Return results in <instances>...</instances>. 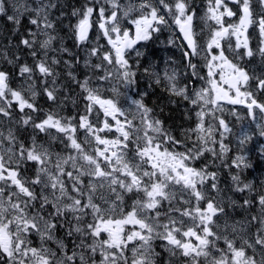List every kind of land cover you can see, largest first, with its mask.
<instances>
[{
    "label": "snow or ice",
    "instance_id": "obj_1",
    "mask_svg": "<svg viewBox=\"0 0 264 264\" xmlns=\"http://www.w3.org/2000/svg\"><path fill=\"white\" fill-rule=\"evenodd\" d=\"M99 3V0H96ZM113 9L109 15H105L106 8L101 5L98 9L85 5L82 10L74 9L72 15L80 19L74 28V36L77 46L88 42L89 30L92 27L91 17L94 11H98V26L104 37L111 46L112 52H100L99 47H92L88 52V59L84 60L85 68L102 70L103 64H93L91 57H97L103 62L112 66L111 70H104L102 76H96L97 80H108L115 76L126 90L134 88L138 84V72L141 68L140 60L145 56L136 45L142 41H149L153 33H159L161 26H168V20L161 13V7L170 15L175 25L178 26L183 43L179 45L183 57L187 60L186 68L191 72L185 75L204 79L198 75L197 65L192 62L193 56H199L200 45L197 41L198 33L195 30L194 20L195 9L189 4V0H175L168 3V0H159L158 5L153 0H140L139 4L131 2L122 6L119 0H107ZM232 3L240 5L241 15L238 23L225 24L224 17L236 16L226 0H209L205 21L211 20L216 27L206 43L208 55L204 57L208 68V77H214V69H219L220 82L228 85V89L220 86V82L210 79L211 91L215 92V98H209V89L200 91L190 90L187 83L181 86L178 79V72L173 69L171 72L165 70L163 79L153 68L144 67L145 75L154 77L156 85H162L165 91L171 96L179 97L197 105L203 101V105L211 104L214 111H223L218 106V101L224 100L229 104H245L251 114L253 106L264 112V104H260L253 97L251 91H241V87L247 85L252 79L248 72L242 67L233 63L225 54L222 41L228 40V50L234 51L245 49V55L253 56V50L249 46L247 35L249 26L256 24L261 37V45H264V0H257L260 11L257 13L252 7V0H232ZM12 11L9 13L7 0H0V17H4L11 28L5 26L0 31H6L8 37H0L6 40V47L14 45L15 51L12 57L8 52L0 53V57L10 65H15L21 60L24 50L28 51L34 59V67L27 63L19 64V75L24 78L25 84L19 89L10 86V73L0 69V117L12 120L13 106L19 112L24 113L19 123L23 128L31 126L40 133H45L53 140L56 139L49 131L54 129L56 133L62 134L61 142L66 149L74 151L75 155L69 153L62 156L60 153H53L50 146L36 142L35 136L32 143L26 146L18 141L16 134L9 129L7 135L0 131V264H128L126 252L129 244H133L131 264H181L180 257L187 258L183 264H201L198 258L203 257L205 264H264V254L257 261L254 256L246 255V248L256 251V245L264 253V195H260L255 202L259 206L260 215L252 216L248 224L258 223L259 229L254 242L248 239L243 240L239 247L235 244V237L229 239L228 235L221 233L219 224L213 218L227 216V208L223 198L217 200L215 197L207 198L203 187L209 181V187L219 193L217 185V173L210 172L207 166L197 168L195 161L200 159L206 152L211 153L214 159L223 160L228 152V147L223 143L225 133H230L231 128L224 119L213 114V119L219 120L220 140L216 139L218 131L215 125L209 123L205 127L204 117L206 114L204 106L196 112L197 124L194 129L186 130V140H192L187 133H196L191 148L185 146L184 140H179L164 127L163 120L152 115L153 109L148 107L143 96L141 99H132L131 104L135 107V114L128 119L127 110L122 108L118 101L111 98H102L99 88L90 86L91 76H85L83 81L77 80L72 71V60H61L58 57H51L49 63V52L74 54L62 44L59 48L53 47L57 40V22L59 17L53 18L52 10L58 7L53 0H35L34 5H29L27 0L22 3H13ZM133 11H139L138 17L132 16ZM123 13V18L134 26V34L130 30L122 28L118 13ZM62 15V13H61ZM258 15L259 19H255ZM27 18L28 24L34 26L21 31L22 21ZM110 25V27H109ZM19 37L18 41L15 39ZM43 37V39H41ZM235 38V48L231 39ZM169 44H175L169 40ZM213 49L219 50L218 53ZM38 50L42 51L43 58L37 59ZM114 52V55H113ZM133 53L135 60H133ZM259 54L264 56V46L259 48ZM210 57V59H209ZM75 63L79 58L75 57ZM219 62V63H217ZM63 63L68 69L67 75L81 89L84 99L88 101L85 114L79 116L78 123L73 124L76 116L63 117L56 113H49L45 118L36 120L25 109L37 112L34 101L40 93L36 90L35 71L41 77L44 84L43 93L49 101L56 102L58 87L56 72L53 65ZM51 77V81L48 78ZM49 83L51 86H49ZM71 92V84L66 85ZM257 87L264 90V77L257 78ZM235 90V96L230 91ZM113 91L117 90L113 88ZM25 92L28 95H25ZM243 97V99H241ZM173 103H175L173 101ZM96 106L103 111L104 117H111L115 123V131L119 133L116 139H107L99 135L105 130H113V125L105 119L103 127H98L89 120ZM163 111V109H161ZM139 115L140 126L133 124V120ZM118 117H124L121 121ZM85 133V143L91 144L88 137L95 140L96 145H104L93 149L95 155L85 150L83 144L77 138V131ZM264 136V130L260 132ZM133 142L143 141L141 146L137 143L135 156L139 161L128 158L127 149L130 138ZM252 137L244 133L239 140L240 145L250 141ZM8 146H4V141ZM219 143L220 151L209 147V144ZM185 146L184 152L170 151L165 145ZM264 156V152L261 153ZM53 156L55 159L53 160ZM86 162V167L78 161ZM103 161V165L101 163ZM35 165L34 176H27V166ZM72 170H66L69 165ZM149 165L151 171L143 165ZM236 168H247L251 165L243 156H237L232 161ZM55 169V171H53ZM130 178L129 180L120 177ZM65 177L67 179H65ZM88 180L85 182L84 178ZM147 177V181L144 178ZM233 189L239 193H251L254 191L251 183L241 181L239 174H232ZM70 182V188H69ZM179 185L180 189L174 187ZM107 188L109 193L114 194L115 199L109 200L101 191ZM123 190V191H121ZM184 190L187 195L195 198V204L191 199L184 197ZM177 191L181 192L180 202L191 207L180 208L172 202L177 198ZM143 193L144 199H135L132 210L125 213L122 208L123 193ZM100 199L108 207H102L96 203ZM206 201V207H200V201ZM164 201H167L169 208L162 210ZM119 202V203H117ZM254 201L244 199L240 205L242 208H250ZM229 204L236 206V201L230 200ZM119 209L120 215L117 218L115 213ZM178 212L180 217H187L192 224L185 225L183 219L170 215ZM91 215L92 219L87 218ZM161 216H166V222H159ZM131 225L126 230V226ZM244 232V226L238 221L232 226V231ZM225 229L228 225L225 222ZM64 230L63 238L57 237V232ZM101 233H106L107 238H102ZM179 234V235H178ZM39 237L40 246H32L30 236ZM89 238H91L89 242ZM211 238V239H210ZM162 240L163 251L159 252L153 244L154 240ZM193 239L196 243H193ZM223 240L226 249L217 247V241ZM48 241L56 245L53 249L47 246ZM71 245V247L69 246ZM214 253H219L215 255ZM166 254V255H165ZM99 256V260H97Z\"/></svg>",
    "mask_w": 264,
    "mask_h": 264
},
{
    "label": "rangeland",
    "instance_id": "obj_2",
    "mask_svg": "<svg viewBox=\"0 0 264 264\" xmlns=\"http://www.w3.org/2000/svg\"><path fill=\"white\" fill-rule=\"evenodd\" d=\"M67 1V0H66ZM105 5H108L109 7V11L111 12L113 9L111 8V5L107 2V0H103ZM257 1V0H255ZM23 0H9V3L10 5L12 6L13 3H22ZM28 4L29 5H34L35 3V0H27ZM132 3V4H136L138 5L140 0H119V3L122 5V6H126L128 5L129 3ZM190 2V0H189ZM201 3H205L206 7L208 8L209 7V2H205L203 0H200ZM153 3L156 4V2H154L153 0ZM55 10V9H54ZM11 11H12V7H11ZM203 13H205L204 10H202ZM207 12V11H206ZM98 13V11H97ZM161 13L165 14L164 10L161 8ZM106 15V13H105ZM132 16H136L138 17L140 15L139 11H133L131 13ZM99 16V14H98ZM118 17L120 18V25L122 27V22L126 21L127 19L123 18V13L120 12L118 13ZM205 15L203 14V16L201 14L199 15H196V18H195V22L198 23V25L196 26V30L197 32H200V33H203L204 31L206 32H211V29L213 26H215L214 22L211 21V20H208V21H205L204 19ZM61 19V18H59ZM63 19V18H62ZM78 22V20L76 21ZM110 27V25H109ZM169 33L171 34L172 38L170 40H174L175 41V44L173 45H176L177 44V38H176V33L178 31V27L177 26H174L173 29L171 30H168ZM176 31V32H175ZM98 34L97 36H99L98 40H100L101 38V33L102 30H97ZM58 38V37H57ZM41 39H43V37H41ZM107 44V46H110L107 42V40L104 42ZM1 42H0V53H2L4 51V48L1 46ZM92 44V42H91ZM61 46V44L59 43L58 46H56L55 44V41L53 42V47L54 48H59ZM84 49L86 48H82L81 50V54L80 56L82 57V60H85L87 59V55L86 53L84 52ZM52 53L54 52H49V62L51 60V56L53 55ZM56 53H59V52H56ZM62 55H66L65 53H60ZM203 55L204 57L208 55L205 54L203 52ZM70 57H75V55L73 56H70ZM89 58V57H88ZM133 58H135V56L133 55ZM91 60H93V57L90 58ZM210 59V57H209ZM68 60V59H67ZM101 63H103V61L100 59L99 60ZM219 63V62H217ZM147 67H152L153 70L155 72L156 69H157V66L152 63L151 65L149 64V62L146 64ZM112 69V66L111 65H108L106 62L103 63V69L102 70H99L100 71V75L98 76H102L104 74V70H111ZM166 68H163V72H165ZM218 70V72L220 71L218 68L217 69H214V72H216ZM158 73V72H157ZM207 74H208V68H207ZM219 74V73H218ZM217 74V75H218ZM160 76H162L161 74H159ZM96 77V75H95ZM95 77L92 78V80L90 81V86L93 87V88H99L100 90V95L102 98H111V99H115L116 101H118L119 105L126 109L127 111H129L131 114H132V117L133 115L135 114V107H132V104H131V100L134 99L133 97L131 96H127L125 94H123L121 91H120V86H122L123 84L115 77H111L110 79L108 80H97ZM207 81V80H206ZM223 83V82H221ZM224 84V83H223ZM24 85V84H23ZM227 85V84H225ZM17 86H19L21 88L22 86V82L17 84ZM113 88H115L117 91L114 92L113 91ZM189 88V87H188ZM201 89H209V98H215V92L211 91V85L208 83L204 84L201 88L197 87L195 89V91H200ZM190 90V93L192 92L191 89L189 88ZM126 91H132V89L130 90H126ZM26 93V92H25ZM210 93L212 94V96H210ZM107 96V97H106ZM241 99H243V97H241ZM69 103V101H68ZM88 101H86V103H84L85 105H87ZM218 106L222 109L225 108V105L221 104L222 103V100L221 101H218ZM196 107H198V110L195 111V121H196V124H197V116H196V112L200 110L201 106H204V110L206 113H208V110L209 109H212V105L211 104H208V105H203V101H199L197 105H195ZM96 108L98 110L99 109V106H96ZM102 113L103 111L100 110ZM249 111V109H248ZM261 112V111H260ZM14 113L12 112V115ZM213 114L218 117V118H222V116L220 115H216L215 114V111L214 113H208L205 115L204 117V120H205V127L208 126L209 123L213 124L216 126V128L218 129V131L215 133V136H216V139L217 141L219 142L220 140V136H219V132L220 131H223V129L219 128V120L218 119H213ZM261 115V113H260ZM122 119L124 120V117H122ZM132 119V118H131ZM227 123V122H226ZM133 124L136 125V126H140V118H139V115H136V119L133 120ZM229 125V123H227ZM254 125H255V128L257 129V131L260 133L262 130H264V116L261 115V117H258L256 118L255 122H254ZM19 127H20V123H18L17 120H14L13 119V116H12V120L9 121L7 118H4V117H0V131H3L5 133V135H7V132L9 129H12L13 132L16 134V136L18 135V131H19ZM230 127V125H229ZM242 128H244L245 130H247L249 128V126L247 124H244L242 126ZM232 131H235L237 133H239V137H242V135L244 133H246L244 130H242L240 127H236V128H231ZM52 132V135L56 137L55 140L52 139V137H39V136H35L36 138V142L37 143H40V144H44L46 147L50 146V150L53 152V153H60L62 156H67L69 155V153L75 155L74 151H72L71 149H66L64 147V143H66L65 141L64 142H61L60 138L62 137V134L60 133H56L54 129H51L49 130ZM119 134V133H118ZM188 135H191L192 137V140H187V144H186V147L187 148H191L192 147V144L193 142H196V143H199L195 140V137H196V133H187ZM100 136L102 137H105L107 139H116L118 138L117 135H114L111 131H106V132H100L99 133ZM120 136V135H119ZM261 136V135H260ZM225 137H229L228 136V133H225ZM18 138V136H17ZM48 138V139H47ZM78 140L82 143V144H85L86 147H87V150L89 153H92L93 155H95L93 149L95 147H100L101 149L104 147V145H96L95 143V140L92 138V137H88V140L91 141V144L89 143H85V134L83 133L81 136L78 135ZM225 138V139H226ZM225 139L223 140V143L225 142ZM4 146L7 147L8 146V142L5 140L4 141ZM209 147H213L215 148V150L217 152L220 151L219 149V143L215 144V145H212V144H209ZM170 151H175V152H184V151H180L179 149H177L176 146L173 147V145H171L170 147H168ZM236 148H238V145L236 144ZM126 152V151H125ZM229 154V150L228 152L224 155V157H226L227 155ZM128 158L129 159H133L135 161H139V159L136 157V156H130L128 155ZM55 159V156H53V160ZM102 161V160H101ZM199 161L201 164L197 166V168H201V167H204V166H207V169L208 171L210 172H216L217 173V185H218V188H219V193H217L216 191L212 190L210 187H209V184L211 183L210 181L208 183H206L203 187V192L205 193V196L207 198H213L215 197L217 200L223 198V201L226 205H229L228 208H227V216H224V215H220V216H217V217H214L213 219L215 221H217V223L219 224V229H216L214 228V231L216 230H219L221 233H225L228 235L229 239H232L235 237V244L237 247L241 246L243 244V240L244 239H248V240H251L254 242L255 238V234L253 232H251L250 230V224H248V221L250 219V216H249V213H248V210L246 208H242L240 207V205L243 203L241 200H240V197L237 195V192L234 191L233 189V183H228L226 182L222 177H223V171H222V168H223V160L221 159H214L211 155V153H208L206 152L204 154V156H202L200 159L196 160L195 162ZM210 162V163H209ZM79 164H83L85 165V167L87 166L86 165V162L80 160L78 161ZM102 165H103V162H102ZM145 167L149 166L147 164L143 165ZM195 166V164H194ZM65 168L66 170H72L71 167H70V164L69 165H65ZM149 171H151L150 168H148ZM53 171H55V169H53ZM227 176L229 177V181L230 182H233L232 179H231V174H227ZM121 179H126L127 177H123L121 176L120 177ZM130 179V178H129ZM146 179H148L147 177L144 178V180L146 181ZM85 182H87L88 178L85 177L84 178ZM127 180V179H126ZM170 187H174L176 188L177 190L180 189V186L179 185H175V186H171ZM223 187V188H222ZM104 192V195L107 199L109 200H114L115 199V196L114 194L112 193H109L107 191V188L101 190ZM123 191V190H121ZM228 192V193H227ZM227 193V194H226ZM235 193V194H234ZM226 194V195H225ZM232 194V195H231ZM124 195V200H123V204H122V208H123V211L125 213L129 212L132 210V206H133V203L129 205L128 209L125 207L124 203L126 202L125 200L127 199L126 198V193H123ZM234 195V196H233ZM180 196H181V192L180 191H177V198L176 200H174L172 203L174 205H176L177 207H180V208H186V207H191L192 205H186L184 203H181L180 202ZM184 197L186 199H191L192 200V204L194 205L195 204V198L194 197H191L189 195H187V192L186 190H184ZM228 197V198H227ZM142 199V198H141ZM233 199L234 201H236V206L235 207H231V205L229 204L230 200ZM96 203L100 204L102 207H108L107 204H105L102 200L100 199H97L96 200ZM119 203V202H117ZM200 207L201 208H205L206 207V201L205 200H202L200 201ZM169 208V204L167 201H164L163 205H162V210L163 211H167ZM115 215L117 216V218L119 217L120 215V212H119V209L117 210V212L115 213ZM170 215L174 216V217H177L179 219H183L185 221V225H190L192 224V221L187 218V217H180V214L178 212H172L170 213ZM92 217H88V220L91 221ZM167 220V217L166 216H161L159 218V222H166ZM239 222L241 225L244 226V229L245 231L244 232H240L239 231V226L237 225V231L234 233L232 231V226L233 225H236V222ZM225 222H227V229H225ZM132 226L131 225H128L126 226V230L127 229H130ZM179 235V234H178ZM35 240V245H37L38 243L40 244V240H39V237L36 236V235H32ZM101 236L102 238H107V235L106 233H101ZM30 239L32 241V238L30 236ZM211 239V238H210ZM219 243H224L223 240H219L217 241ZM47 243V246L48 247H51L53 249L56 248V245L54 243H50L49 241L46 242ZM165 242L162 241V240H154L153 241V244L154 246L156 247V250L159 251V252H162L163 251V247L162 245L164 244ZM193 243H196L195 240L193 239ZM33 244V242H32ZM133 244H136L138 245L139 244V241H134L132 244H129V250L126 252V256L128 257V264H131V258H132V252L130 251V249L133 247ZM225 245V244H224ZM256 251L253 252V249L252 248H247V246L245 245V248H246V255H251V256H254L255 259L257 261H259L261 259V255L264 254L261 252L260 250V246L259 245H256ZM218 248H221L220 246H218ZM222 249V248H221ZM223 249H226V245ZM215 255H219V253H214ZM166 255V254H165ZM181 258V257H180ZM187 259V258H186ZM201 262V264H205V260L203 257H200L198 258Z\"/></svg>",
    "mask_w": 264,
    "mask_h": 264
},
{
    "label": "flooded vegetation",
    "instance_id": "obj_3",
    "mask_svg": "<svg viewBox=\"0 0 264 264\" xmlns=\"http://www.w3.org/2000/svg\"><path fill=\"white\" fill-rule=\"evenodd\" d=\"M66 4L67 5H73V4H75V0H67ZM228 4H230V3H228ZM230 8L232 9V3H231ZM235 17L236 16H233L230 18H235ZM230 18L226 17V16L224 17V21H225L226 25L228 23H230V21L228 20ZM167 20H168V26H161L163 29L161 32L153 33V38H152V39H154L153 42H149V43H145V41L140 42L141 46H145V48H144L145 51L148 50L152 45H156L160 52H166L167 53V51H169V48L166 46L165 42L163 41L165 39H168V37L170 35V33L168 31L170 28V25H169L170 23H169V19H167ZM213 27H216V25ZM210 33L211 32L204 31L203 33H201V35L197 39L198 44L200 45V48L198 49V51H200V54H202L203 52L205 54H207L206 43H207V40L209 38ZM247 35L249 36V46L251 47L252 50L258 49V47H260V46H264V45H261V37L259 35V30H258V27L256 24L249 26ZM228 43H229L228 40L222 41V44L225 48V54L229 57V59H231L233 61V63L242 67L246 72L249 73V75L251 77L253 75L258 77V78L264 77V56L262 57L263 67L262 66L255 67L254 65H257L258 61H260L258 56H254L256 53H254L252 57H248L247 55L244 54L245 49H243V48H241L239 50L230 51L227 48ZM231 44H232L233 49H234L235 48V38L234 37L231 39ZM178 45H181V43L178 42ZM212 51L215 53H218L219 50L213 49ZM196 58H197V56H193L191 59L194 61V60H196ZM186 64H187V60L185 59V65ZM259 72H260V74L258 75ZM162 79H163V76H162ZM211 79H215L218 81L217 76L211 77ZM249 82H251V79L249 80ZM221 87H223L224 89H228L224 86V84H222ZM232 90L230 91V94H231ZM258 94H260V92H258ZM262 94L264 97V90H262L261 96H262ZM225 102H227V101H225Z\"/></svg>",
    "mask_w": 264,
    "mask_h": 264
},
{
    "label": "trees",
    "instance_id": "obj_4",
    "mask_svg": "<svg viewBox=\"0 0 264 264\" xmlns=\"http://www.w3.org/2000/svg\"><path fill=\"white\" fill-rule=\"evenodd\" d=\"M7 4H8V11L10 13L11 6H10V3H9L8 0H7ZM22 25L23 26L21 28V31H24L25 29L30 28V25L28 24L27 18H25L22 21ZM5 26H7L8 29L11 28V25L8 24L6 19L4 17H0V29H4ZM0 37H7V39H12V37H8L7 36V32L6 31H0ZM15 39L18 41L19 37H16ZM0 40L2 41L4 46H6V40L5 39H0ZM6 51L8 52V56L12 57L14 55L15 51H18V50H16L14 45H13L10 48L7 47ZM28 56H30L29 59H33L32 56L30 54H28V51L24 50V52H23V54L21 56V60L18 61L13 66H9L7 61L4 60L1 57L0 58V62H1L0 63V69L8 71L10 73V75L14 76V79H16L15 77H16L17 73L19 72V64L23 63L24 62V57H28ZM66 85H68V84L64 83V86H66ZM72 96L74 97L75 95L72 94ZM152 103L154 104L156 109L160 113H162V115L164 117L167 118V124L168 125L167 124L166 125L169 128L177 130L185 122V113L180 108H173L165 97L157 98L156 95H155L154 99H152ZM161 109H163V111H161ZM186 119H187V117H186ZM252 165H253V171H254V174H255L254 175L255 176L254 177V185H255V187H254V195H253L254 199H252V200L256 202L258 200V197L261 195V193L257 190L259 188V185H260V182H259V176H260V174H259V161L255 159L252 162ZM251 193H253V192H251ZM253 206H255L254 203H253ZM256 206H257V203H256ZM259 215L260 214L255 213V215L252 214L251 216H259ZM253 225H254V228L253 227L252 228H253V230H254V232L256 234L257 231H258L257 228H258L259 224L254 222Z\"/></svg>",
    "mask_w": 264,
    "mask_h": 264
},
{
    "label": "bare ground",
    "instance_id": "obj_5",
    "mask_svg": "<svg viewBox=\"0 0 264 264\" xmlns=\"http://www.w3.org/2000/svg\"><path fill=\"white\" fill-rule=\"evenodd\" d=\"M209 163H210V162H209ZM222 188H223V187H222ZM227 193H228V192H227ZM227 193H226V194H227ZM226 194H225V195H226ZM234 194H235V193H234ZM231 195H232V194H231ZM233 196H234V195H233ZM227 198H228V197H227ZM231 200H233V199H231ZM231 207H232V206H231Z\"/></svg>",
    "mask_w": 264,
    "mask_h": 264
}]
</instances>
